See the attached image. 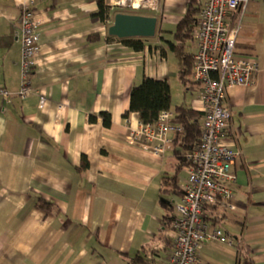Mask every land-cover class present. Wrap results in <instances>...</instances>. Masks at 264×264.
<instances>
[{
    "label": "crops",
    "instance_id": "crops-1",
    "mask_svg": "<svg viewBox=\"0 0 264 264\" xmlns=\"http://www.w3.org/2000/svg\"><path fill=\"white\" fill-rule=\"evenodd\" d=\"M100 1L0 0V89L10 95L3 108L0 93V264H166L172 251L186 164L130 142L141 114L129 106L133 86L150 77L169 83L172 117L180 104L202 112V87L192 76L195 30L184 43L175 37L191 0H160L142 15L156 27L141 37L140 52L105 40L115 15L131 13L107 7L102 19ZM25 8L43 33L31 93L21 97ZM227 20L235 55L255 58L259 70L252 85L235 86L224 99V139L238 152L236 179L225 182L236 210L208 204L205 223L209 232H228V241L205 240L197 255L201 264H264V0H248ZM171 43L183 45L182 54ZM185 58L192 62L186 83ZM59 103L67 105L60 121ZM175 125L182 130L168 132L173 142L183 131Z\"/></svg>",
    "mask_w": 264,
    "mask_h": 264
},
{
    "label": "built area",
    "instance_id": "built-area-1",
    "mask_svg": "<svg viewBox=\"0 0 264 264\" xmlns=\"http://www.w3.org/2000/svg\"><path fill=\"white\" fill-rule=\"evenodd\" d=\"M31 3L34 0H30ZM118 10H155L160 0H103ZM248 0H205L195 29L197 51L193 55V80L202 87V118L199 141L195 149L178 152L168 132L176 128L171 122L172 113L160 111L153 123L141 121L130 127V142L150 149L158 157L169 154L185 160L187 177L182 186V198L176 204L171 220L174 244L166 264H201L197 255L200 244L208 239L227 242L228 232L217 228L208 231L205 223V207L218 206L229 214L236 210L232 192L225 184L234 181L232 165L238 154L224 139L228 128L229 111L224 106L226 93L239 85H252L259 70L255 58L235 55V33L230 30L227 14L245 8ZM21 88L19 95L31 93L32 77L41 50L42 29L40 20L30 9L21 12ZM3 108L10 101L9 93L0 89ZM45 98L41 97L38 108ZM67 105L59 103L56 119L63 120Z\"/></svg>",
    "mask_w": 264,
    "mask_h": 264
},
{
    "label": "trees",
    "instance_id": "trees-1",
    "mask_svg": "<svg viewBox=\"0 0 264 264\" xmlns=\"http://www.w3.org/2000/svg\"><path fill=\"white\" fill-rule=\"evenodd\" d=\"M205 3V0H191L187 12L183 19L178 23L175 37H179L184 43L187 39L193 38L194 30L199 20L200 11ZM107 7L104 1L99 3L98 15L105 19L107 18ZM99 40V36H93ZM92 39V37H91ZM108 42L119 41L123 45L132 48L136 52H140L145 48V41L141 37H126L118 38L116 36L109 35ZM172 50L177 52L183 51V45L171 43ZM21 59V58H20ZM189 62L188 67H183L180 72V79L186 83L189 80L191 74L192 62L185 58ZM172 105V94L170 85L166 80L154 79L150 77H144L138 84H135L131 91L129 110L132 112H139L141 114V121L145 123H153L158 118L160 111H170ZM202 118V112L196 111L185 104L175 106L173 110V117L171 122L180 124L183 126V131L178 133L174 139V142L179 146L178 152H189L196 148L199 136H200V119ZM107 121V120H106ZM107 124V122H105ZM108 125V124H107ZM185 164V160L180 158ZM38 205L40 207L51 208L50 203L39 199ZM142 257L137 255L135 260H141ZM247 263V262H246Z\"/></svg>",
    "mask_w": 264,
    "mask_h": 264
},
{
    "label": "water",
    "instance_id": "water-1",
    "mask_svg": "<svg viewBox=\"0 0 264 264\" xmlns=\"http://www.w3.org/2000/svg\"><path fill=\"white\" fill-rule=\"evenodd\" d=\"M156 19L149 16L118 13L109 27V35L118 38L147 37L155 33Z\"/></svg>",
    "mask_w": 264,
    "mask_h": 264
},
{
    "label": "rangeland",
    "instance_id": "rangeland-1",
    "mask_svg": "<svg viewBox=\"0 0 264 264\" xmlns=\"http://www.w3.org/2000/svg\"><path fill=\"white\" fill-rule=\"evenodd\" d=\"M116 9V8H115ZM121 10V9H120ZM127 13H131V14H137V15H148L151 14V12L149 10H145V9H141V10H135V11H128L125 10Z\"/></svg>",
    "mask_w": 264,
    "mask_h": 264
}]
</instances>
